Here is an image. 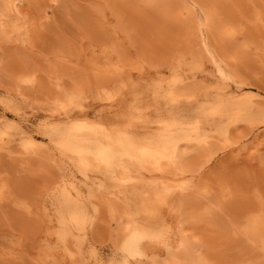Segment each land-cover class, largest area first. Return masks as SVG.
Returning <instances> with one entry per match:
<instances>
[{
    "label": "rangeland",
    "instance_id": "rangeland-1",
    "mask_svg": "<svg viewBox=\"0 0 264 264\" xmlns=\"http://www.w3.org/2000/svg\"><path fill=\"white\" fill-rule=\"evenodd\" d=\"M0 7V264H167L187 238V264H264L249 233L253 217L264 221V0ZM206 13L225 25L210 24L209 37L234 58L225 79L201 44ZM22 73L38 79L20 84L27 100L16 93ZM78 83L109 85L111 96L68 111L62 86ZM81 119L177 148L178 166L85 169L48 134Z\"/></svg>",
    "mask_w": 264,
    "mask_h": 264
},
{
    "label": "bare ground",
    "instance_id": "bare-ground-1",
    "mask_svg": "<svg viewBox=\"0 0 264 264\" xmlns=\"http://www.w3.org/2000/svg\"><path fill=\"white\" fill-rule=\"evenodd\" d=\"M3 1L7 2L8 0H3ZM193 2H194V5L196 6L197 4H195V3L198 1H196V2L193 1ZM10 3L12 4V1H9V4ZM3 5H4V2H3ZM198 5L203 6V4H201L200 2H198ZM201 6H200V8H201ZM5 9L6 8H4V10ZM204 10L205 9H203L202 12H204ZM207 13H209V12H207ZM207 13H206V17L208 18V16L210 15V18L213 20V22L209 18L205 19V20H207V22H205V23L203 21L200 22L201 30L200 29L199 30L201 32V35H202L201 39L203 42L201 44L202 45L204 44L203 48L206 49V51L209 53L208 56L211 57L209 59L212 60V62L214 63L218 73L221 75V77L224 78L227 74L226 69L230 68L231 61L234 58L232 57V58L228 59L225 56V53H223V52H227V51H225L226 49H229L227 46H226L227 48L224 47L225 50L223 48V50H224L223 52H221L222 49H219V50H221L220 52L214 51L215 49L214 50L212 49V47L214 48V46H211L212 42L211 43L209 42L210 41L209 39L212 37L211 34H213V32H211V31L219 29V31L221 30V33H222V31L224 30L223 27L225 25H223L224 23L221 24L220 22H218V20L220 21V17H218L219 19H213V17H215V16L211 15V13L208 14V16H207ZM203 14H205V13H203ZM214 20H215V22H217V25L219 23L220 26L219 25L217 26L216 23L214 22ZM212 23H214V25ZM210 24H212L214 26L213 29L211 28L212 25H210ZM221 26H223V27H221ZM210 28H211V31H210ZM0 30H1V26H0ZM200 32H198V33H200ZM223 33L225 34L226 32H223ZM196 34H197V32H196ZM198 35H200V34H198ZM227 36L233 37V35H230V34H227ZM238 44L239 43L236 42L235 45H233V47L236 48ZM223 54H224L225 58H224ZM167 65H169V64H167ZM26 74L22 73L19 76H17V81L14 79V81H16L18 83L16 93H18V95H20L25 100H27L29 98L27 94H29L30 92L28 90L27 91L28 93H26V91L23 90V88H22L23 85L20 86V84L22 82H26V83L31 84L30 87L31 86L34 87L36 85V83L38 82L37 76L31 78L28 76L29 73L27 75ZM231 74H234V73L232 72ZM0 75H1V73H0ZM29 75H31V74H29ZM106 83H108V82H106ZM121 85H124V84H121ZM36 86H38V85H36ZM78 86L80 88L77 90H68L67 87H65L67 89H64V87L62 86L63 89H61V91H62L61 95L63 96V101L65 102L66 110H68V111L69 110L73 111L72 108H73L74 104L77 103L76 101L84 98L85 96H87L89 94H93V93L95 94L96 93L102 99L103 98L106 99V98H108V96H111L110 95L111 94V90H110L111 88L110 87L108 88L109 85L108 86L107 85L101 86V85H98L95 83L92 88H91V86H90V88H88L89 86L88 87H81V85H79V83H78L77 88H78ZM25 87L26 86H24V88ZM114 88H116L115 85H114ZM30 94H29V96H30ZM175 96H177V95H175ZM180 97H178V99ZM235 98H237V97H235ZM36 99L37 98H35V100ZM32 101H34V100H32ZM197 105H199V104H197ZM198 108H200V107H198ZM196 110H198V109H196ZM180 125H187V124H180ZM188 125H191V124H188ZM15 126H16V124H15ZM198 128H199V126L196 125L194 130H193L194 134H192L191 137L188 139L190 142L197 141L198 139H200L201 134L199 133L200 130L198 131ZM175 130L177 131V129H175ZM202 131H203V129H202ZM174 132L175 131H173V133ZM48 134H49L50 138L62 150V152L67 153V154L72 153L75 156H77L79 159V162L81 163V165H83V167L85 169H93V170H96V171H99L102 173L117 172V173L127 174L130 170L129 169L130 167L129 166H128L129 168L127 167V163L132 164L133 167L135 168V170L142 171V170H147L148 167H153L156 170H162L164 162H166L169 165H175L177 162H179L178 160H179L180 153H178L177 148H173L172 151L171 150L168 151V150L162 148L161 146H159L158 144H156L154 142L153 143L152 142H144L141 139L136 138L134 136H131L129 134H120V133H117L114 129H108L106 126H104L102 124H98L96 122H87L84 119L74 121V122L71 121V122H68V123L63 124V125H57L54 127H50V128H48ZM7 135H8V133H6V132L2 131V129H0V136L1 137L7 136ZM205 141H206V139H205ZM175 147H177V146H175ZM176 166H178V164L175 165V167ZM151 193L155 194L156 192H151ZM164 194L167 195L168 191L164 192ZM183 206H184V201H180V203H177V205H175L176 211L180 212L181 216H182L181 211L183 209ZM181 216H180V218H181ZM180 218H179V221L181 220ZM183 219L181 221L182 223H183ZM262 219H263L262 216H261V218L259 216L253 217L252 224H251V230L249 233L252 235V237H256L255 239L259 243L261 242V245L264 248V221ZM183 225H184V223H183ZM181 227H182V225L180 226V228ZM179 231H180V229H179ZM147 234H148V232H147ZM182 240H183L182 241L183 244H180L179 249L176 248L177 250H170L169 251L170 256H169V260H168L167 264H187L188 257H187V254L185 251L187 249L186 241L188 242L189 238H187L186 240L185 239H182Z\"/></svg>",
    "mask_w": 264,
    "mask_h": 264
}]
</instances>
